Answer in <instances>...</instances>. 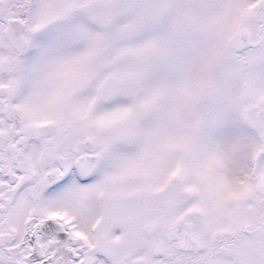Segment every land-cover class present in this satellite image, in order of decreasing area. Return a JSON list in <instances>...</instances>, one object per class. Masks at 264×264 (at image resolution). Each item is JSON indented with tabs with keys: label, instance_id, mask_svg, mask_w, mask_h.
I'll list each match as a JSON object with an SVG mask.
<instances>
[{
	"label": "snow or ice",
	"instance_id": "6c2138e0",
	"mask_svg": "<svg viewBox=\"0 0 264 264\" xmlns=\"http://www.w3.org/2000/svg\"><path fill=\"white\" fill-rule=\"evenodd\" d=\"M0 264H264V0H0Z\"/></svg>",
	"mask_w": 264,
	"mask_h": 264
}]
</instances>
